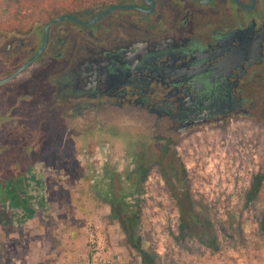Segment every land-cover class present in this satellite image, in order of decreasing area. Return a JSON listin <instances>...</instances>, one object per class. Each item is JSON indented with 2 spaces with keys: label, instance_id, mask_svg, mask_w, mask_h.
Instances as JSON below:
<instances>
[{
  "label": "flooded vegetation",
  "instance_id": "obj_1",
  "mask_svg": "<svg viewBox=\"0 0 264 264\" xmlns=\"http://www.w3.org/2000/svg\"><path fill=\"white\" fill-rule=\"evenodd\" d=\"M116 5L90 26L52 24L41 54L2 82L39 51L52 19L86 22ZM262 102L264 0H115L0 33V135L28 130V146L118 111L180 138L249 120ZM14 147L0 139V150Z\"/></svg>",
  "mask_w": 264,
  "mask_h": 264
},
{
  "label": "rangeland",
  "instance_id": "obj_2",
  "mask_svg": "<svg viewBox=\"0 0 264 264\" xmlns=\"http://www.w3.org/2000/svg\"><path fill=\"white\" fill-rule=\"evenodd\" d=\"M108 115L86 118L84 134H40L32 146L27 145L33 139L28 130L17 128L11 138L0 135L15 146L0 150V183H9L13 176L23 179L28 163L35 177L50 168L47 176H41L46 197L32 216L42 224L57 221L51 212V192H75L79 199L68 201L69 205L86 209L85 197L93 210L106 206L108 199L103 197L108 192L132 193L128 209L138 220L141 255L133 249L129 259L113 252L101 227L85 216L79 223L87 247L83 264L92 263L91 231L98 233L112 264H264V236L259 231L264 210V102L249 120L195 130L180 138H167L143 115L120 111ZM20 123L25 126L29 121ZM151 157L165 159L148 160ZM177 160L184 165L186 187L177 186L176 173L164 170ZM143 164L150 165L148 172L136 173V165ZM257 175L263 176L262 186L257 199L247 205ZM0 212L11 220L5 228L0 225V242L15 229L26 232L28 219L14 220L7 205L0 206ZM0 264L12 263L2 257Z\"/></svg>",
  "mask_w": 264,
  "mask_h": 264
},
{
  "label": "crops",
  "instance_id": "obj_3",
  "mask_svg": "<svg viewBox=\"0 0 264 264\" xmlns=\"http://www.w3.org/2000/svg\"><path fill=\"white\" fill-rule=\"evenodd\" d=\"M34 178V176L31 177L32 180ZM105 195L106 197L103 198L108 199H103L107 203L106 206L102 205L101 208L97 209L96 207L93 210L88 206L85 197H82V201L86 203V209L78 208L74 204L70 206L68 201L73 202L72 200L79 199L78 194L75 192L67 194L51 192V212L57 216V221L42 224L38 218L30 217L25 225L26 232L14 228L16 231L12 235H8L9 237L7 236L5 240H1L3 248L0 249V258L3 257L6 262L12 264L86 263L85 229L80 227L79 223L81 218L89 216L96 221L105 233L110 249L130 259V251L135 250V248L128 242L120 225L117 217L120 216V212L117 214V206L121 204V211L128 219L136 218L135 213L128 209L133 201V194L128 193L123 196L121 193L114 191V193L111 192L110 194L108 192ZM127 197L130 199L127 202L128 204L126 203ZM15 215L14 220L22 218L20 211H17ZM138 254L140 255V253Z\"/></svg>",
  "mask_w": 264,
  "mask_h": 264
},
{
  "label": "trees",
  "instance_id": "obj_4",
  "mask_svg": "<svg viewBox=\"0 0 264 264\" xmlns=\"http://www.w3.org/2000/svg\"><path fill=\"white\" fill-rule=\"evenodd\" d=\"M113 1L115 0H0V33L5 32L8 29H12L13 26L22 25L24 23L41 22L46 21L54 16L71 13L77 10L83 11L104 7ZM143 156L144 155L142 153L140 157L144 161L145 158ZM162 159L165 158L157 159L151 157L148 160L159 162ZM176 163H167L164 167V170H172L174 173H176L174 175L176 176L177 186L182 185L183 187H186V172L184 165L181 163V160H177ZM136 167L137 169L135 172L141 175L144 172H148L150 169V165L146 164L138 166L136 165ZM31 168L32 163H28L24 170L27 172V175H24L25 177H23V179H21L22 177L17 178L13 176L9 183H0V206L2 207V205L8 204V208L10 210L14 209L16 213L17 211H20L22 217L25 219H29L34 215L33 210L29 209V203L32 197L26 195L27 197L24 198L23 196L27 190V187L29 186V177L34 175V172L31 170ZM24 171H22V173ZM168 178L169 176H164L165 180H168ZM261 178H263V176L258 175L253 178L249 193L246 197L247 205L257 199L259 188L262 186ZM33 181L35 186L39 188L41 185V180H36L34 178ZM136 186V189H139L140 183H136ZM39 204L43 205V201L41 199L39 200ZM121 210V204H118L117 214L120 212V216L117 217L120 221V225L127 237L128 242L131 243L135 250L141 255V250L138 244L139 236L137 231V220L135 217L128 219V217L124 215L123 211ZM15 212H13V214ZM10 222L11 220L4 218L3 212H0V223L4 226V228L5 225L9 226ZM259 231L264 236V210L262 212L261 219L259 220Z\"/></svg>",
  "mask_w": 264,
  "mask_h": 264
},
{
  "label": "built area",
  "instance_id": "obj_5",
  "mask_svg": "<svg viewBox=\"0 0 264 264\" xmlns=\"http://www.w3.org/2000/svg\"><path fill=\"white\" fill-rule=\"evenodd\" d=\"M50 168L42 169V173L40 176L35 177L36 180H41V185L39 188L35 186V183L33 180H31V177H29L28 181V187L25 191V195L31 196V200L29 203V209L33 210V212H36V209H38L39 200L41 199L44 202V199L46 195L42 192L43 187V178H41L42 175L47 176V173H49ZM39 173V172H38ZM8 206V204H6ZM15 212V210H12ZM16 213V212H15ZM18 221H25L26 219L24 217L17 219ZM88 243L90 245L91 249V264H112L113 257L107 256L105 254V248L102 244V240L99 237L98 233L95 231H91L89 233Z\"/></svg>",
  "mask_w": 264,
  "mask_h": 264
},
{
  "label": "water",
  "instance_id": "obj_6",
  "mask_svg": "<svg viewBox=\"0 0 264 264\" xmlns=\"http://www.w3.org/2000/svg\"><path fill=\"white\" fill-rule=\"evenodd\" d=\"M125 6H121V5H116V6H111L109 8H107L104 12L98 14L96 17H94L92 20L90 21H79L76 18L70 17L68 15H62V16H58L54 19H52L45 27L44 29V38H43V44L41 46V48L39 49V51L35 54V56L30 59L28 62H26V64H24L23 66H21L16 72H14L11 76H9L8 78L4 79L2 82H7L11 79H13L19 72H21L22 70H24L27 66H29L30 63H32L34 61V59L36 57H38L41 52L44 50V48L46 47L47 41H48V32H49V28L52 24L58 22V21H62V20H72L74 22H77L78 24H81L83 26H90L92 24H94L96 21H98L100 18L106 16L107 14H109L111 11H113L114 9H118V8H123Z\"/></svg>",
  "mask_w": 264,
  "mask_h": 264
}]
</instances>
